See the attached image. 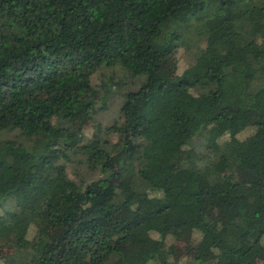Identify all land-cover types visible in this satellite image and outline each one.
Returning <instances> with one entry per match:
<instances>
[{"label":"trees","instance_id":"1","mask_svg":"<svg viewBox=\"0 0 264 264\" xmlns=\"http://www.w3.org/2000/svg\"><path fill=\"white\" fill-rule=\"evenodd\" d=\"M2 133L0 264H178L186 230L185 264H264V0H0Z\"/></svg>","mask_w":264,"mask_h":264},{"label":"rangeland","instance_id":"2","mask_svg":"<svg viewBox=\"0 0 264 264\" xmlns=\"http://www.w3.org/2000/svg\"><path fill=\"white\" fill-rule=\"evenodd\" d=\"M181 50H178L177 52L167 56L162 63V66L160 68V73L162 75H174L177 76L180 71L184 68L185 64L183 60L181 59ZM114 72V78L110 85L111 90V97L107 100L106 109L98 112L94 118V121L100 124L101 127H105L110 125L116 118V111L117 106L119 105L121 98L118 95L121 91L125 89H130V87L135 86H129L128 82L124 78V73L115 68L113 70ZM91 88L93 90V93L87 98V101H92L95 97V94L99 91V84L100 80L96 76H92L91 78ZM98 106V104H95V107ZM74 123V129L79 134H82L83 137L89 138L93 131V124L92 121H90L87 117L84 116H77L73 119ZM250 132V129H246L244 132H241L236 137L237 139H242ZM14 136L13 133H2L0 134V140L4 139H12ZM20 141V140H18ZM21 142V141H20ZM26 145L29 144V142H22ZM182 157V153L178 152V159ZM66 169L68 176L73 180H79L81 178H84V180H94L99 177L97 172L92 168H87L86 166L81 165L78 160L76 159L70 164H66ZM242 179L246 180V176L242 175ZM170 220H172V217H169ZM36 231H42L43 233H46L48 236H55L56 234V228L54 227H47L40 221L36 222L34 225L30 226V228L27 231V239L30 240L34 233ZM192 236V233H190L189 230L184 231L182 237H180L178 240H172L171 238L166 239V245L170 252L171 259L175 261L178 264H185L187 263V260L185 258L186 254L188 253V241L190 240ZM12 252V248L8 246H0V257H6L10 255Z\"/></svg>","mask_w":264,"mask_h":264}]
</instances>
